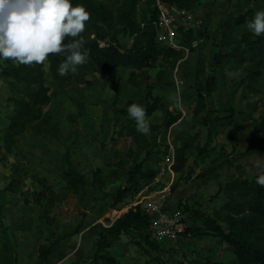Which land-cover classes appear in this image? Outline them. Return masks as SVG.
Here are the masks:
<instances>
[{"label":"rangeland","instance_id":"rangeland-1","mask_svg":"<svg viewBox=\"0 0 264 264\" xmlns=\"http://www.w3.org/2000/svg\"><path fill=\"white\" fill-rule=\"evenodd\" d=\"M96 1L105 4L114 15L125 6L122 0ZM192 7L190 11L203 20L202 29L193 31L192 37L185 39V24L176 18L180 26L175 44L188 53L156 39V51L140 48L139 52H132L131 40L120 34L115 44L109 41L111 51H117L126 66L105 78H101L89 57L76 73L61 82L48 75L45 65L48 99L23 106L24 115L15 127L11 126L10 117L18 109L15 99L20 97L10 92L0 76V188L13 179L20 182L14 193L2 194L5 211L4 231L0 228V264H38V249L52 234L43 221L47 205L37 197L41 185L51 187L58 195L52 211L60 226L57 238L72 233L80 221L83 226L72 242L68 238L52 249L46 264H85L94 254L98 227L109 226L107 220L113 211L121 217L135 207L130 205L137 194L116 206L106 196L114 197L118 190L127 187L128 172L146 153L149 159L144 167L159 171L169 149L188 146L193 151L186 167L175 175L171 193L195 182L199 174L210 176L221 170V184L227 179L260 176L264 154L255 149L264 147V36H254L246 22L253 19L255 12L264 10V0H201ZM152 8L140 0L137 20L148 18ZM240 16L244 19L242 25L237 24ZM246 33L261 38V45L248 51L242 64L224 59L214 68L215 52L226 55L228 44L241 48L240 40ZM194 41L198 45L193 48ZM0 63L6 67L4 61ZM226 70L237 71L238 75L230 79ZM211 76L216 83L206 98L205 112L193 117L198 88ZM148 93L160 99L158 110L149 119L151 133L144 136L135 127L134 138L126 137L127 121L121 112H127L132 103L144 107ZM170 97H175V103ZM168 113L180 119L165 131ZM205 119L215 123L209 135L203 125ZM201 149L205 152L198 155ZM212 149L213 154L207 157V151ZM66 153L86 181V187L75 196L64 191L60 178ZM95 170L100 171L101 186L93 183ZM167 181L165 176L160 181L155 178L140 183L141 188H147L140 197L163 189ZM203 194L208 196L200 204L202 212L211 214L221 202L210 192ZM185 221L191 225V218L186 217ZM145 234L124 232L119 239H110V255L121 264L235 262L232 249L213 235L193 239L177 236L161 245L152 243L156 247L152 250L144 241Z\"/></svg>","mask_w":264,"mask_h":264},{"label":"trees","instance_id":"trees-1","mask_svg":"<svg viewBox=\"0 0 264 264\" xmlns=\"http://www.w3.org/2000/svg\"><path fill=\"white\" fill-rule=\"evenodd\" d=\"M124 1V9L117 15L112 14L102 2L96 0H72V5L82 4L90 13V19L86 22L85 31L81 34L87 41L85 48L89 52V58L94 61L96 70L101 78L107 77L115 72L116 69L126 66L117 51H111L110 45L107 49H99L98 41L107 39L114 44L117 42V36L123 35L128 40H131V51L144 48L149 51H156L155 45V29L154 24L158 16V11L155 6V0H144L152 10L148 11V18L142 21L137 20V4L140 0H122ZM201 0H160L166 5H174L178 9H192L193 5ZM238 25L244 24L242 16L238 17ZM185 39L192 37L194 34L183 32ZM73 38H66L64 43L71 42ZM261 38H256L250 33H246L241 37L240 46L237 44H228L229 53L221 55L219 52L214 54L213 67L217 68L222 64L224 59L242 64L245 61V55L252 48L260 46ZM110 42V41H109ZM185 45V44H184ZM66 59V53L49 54L48 58L42 64L24 65L19 64L16 67L13 61H4L5 66L0 63V76L7 83L10 92L19 95V99H15V103L19 105L15 110V114L10 117L11 126L18 125V120L23 117V106H31L37 100L48 99V88L46 87V75L44 71L47 65L48 75L56 82L68 80L70 73L65 76H60L57 72L58 67ZM216 83V79L211 76L203 87L198 88L196 95V103L193 111V117H198L205 112V101L212 92V88ZM160 99L153 97L150 93L147 94V102L144 108L148 119L158 110ZM121 114L126 117V126L124 130L126 137L134 138L136 124L127 112L122 111ZM180 117H173L169 113L165 116L163 129L167 131L174 125ZM216 121V120H215ZM215 126V123H213ZM213 124L207 119L203 125L206 132L211 133ZM122 137V136H120ZM6 141L9 139L6 136ZM257 153L264 154V147H260ZM11 151L8 150V154ZM205 151L201 149L198 155ZM214 150L207 151V157L212 155ZM193 151L188 146L177 149L174 152L173 171L177 175L187 165L188 158L191 157ZM149 153H146L143 158L128 172L127 187L118 190L116 196H106L111 198L112 206L121 203L128 196H134L143 189L140 183L152 181L156 178L159 171L146 169L144 164L148 161ZM65 166L60 174V178L65 184L64 191L73 196L78 195L80 189L86 187L84 177L76 170L72 159L68 153L65 155ZM213 172V171H212ZM210 172V173H212ZM260 175H264V165L259 170ZM209 174V173H208ZM100 171L95 170L93 173V183L96 186H101ZM207 174H199L195 177V181L204 180ZM258 176L251 179L238 177L220 188L214 198L221 195L224 202L218 209H215L211 214H206L194 207H188L187 203L179 201L177 208L182 209L191 218V225L188 223L184 232L180 235L185 239H193L202 235H213L223 244L228 245L235 257L234 264H264V186L259 185L256 180ZM20 182L11 180L5 188H0V228L4 218L5 207L2 202V194L14 193ZM175 186V185H174ZM173 186V187H174ZM173 187L171 189H173ZM37 197L44 200L47 205V211L43 218L45 226L52 230L49 239L38 249V264H46L48 256L52 248L59 242L75 236L82 227L80 221L75 230L62 238H57L60 226L57 219L52 216V211L55 207V200L58 195L53 192L51 187L41 185V190ZM110 222L109 220H107ZM149 219L141 213L139 208L129 210L128 213L117 218L113 223H109L108 227L99 226L100 234L98 241L95 244V251L91 258L85 264H121L119 260L112 257L109 249L112 243L109 238L117 240L124 232H138L144 234L148 228ZM224 225L225 227H223ZM2 231H4L2 229ZM4 233V232H3ZM144 241L147 246L155 250L154 244L161 245L150 240L145 234ZM154 243V244H152ZM62 264H83L82 262L64 261Z\"/></svg>","mask_w":264,"mask_h":264},{"label":"clouds","instance_id":"clouds-1","mask_svg":"<svg viewBox=\"0 0 264 264\" xmlns=\"http://www.w3.org/2000/svg\"><path fill=\"white\" fill-rule=\"evenodd\" d=\"M90 13L82 4L72 5V0H0V62L31 65L42 64L49 54L66 53V59L57 72L60 76L76 73L78 66L87 62V41L81 35L85 31ZM247 29L256 37L264 36V10L257 11ZM66 38H73L64 43ZM230 79L237 71L226 70ZM175 103V97H170ZM128 115L144 136L151 133L146 109L132 103ZM256 182L264 186V175Z\"/></svg>","mask_w":264,"mask_h":264},{"label":"built area","instance_id":"built-area-1","mask_svg":"<svg viewBox=\"0 0 264 264\" xmlns=\"http://www.w3.org/2000/svg\"><path fill=\"white\" fill-rule=\"evenodd\" d=\"M155 6L158 11L154 24L155 39L160 44L188 53L187 49L175 44V37L179 30L178 26H180V24H177L176 18L182 21V25L185 24L184 31L187 33L190 30L193 32L202 29L203 20L201 15L199 14L200 16L198 17L197 13L187 9H178L174 5L163 4L160 0H155ZM110 45V42L104 39L98 41L97 47L99 49H107ZM197 45L196 41L192 42L193 48ZM173 166L174 151L169 149L167 155L162 159V166L156 176L157 181H160L165 176L168 177L169 180L164 184V188L140 197L143 192L147 191V188H144L137 194L135 202L130 205V208L135 206L132 209L139 208L141 213L149 219L146 234L150 240L158 244H164L167 240L180 236L187 226L185 221V218L188 217L187 213L177 207L173 209L167 208L168 197L171 194L172 182L175 178ZM119 216L120 213L118 211H113L110 220L114 222Z\"/></svg>","mask_w":264,"mask_h":264},{"label":"crops","instance_id":"crops-1","mask_svg":"<svg viewBox=\"0 0 264 264\" xmlns=\"http://www.w3.org/2000/svg\"><path fill=\"white\" fill-rule=\"evenodd\" d=\"M200 14V13H199ZM146 105V104H145ZM154 115V114H153ZM152 115V116H153ZM151 116V117H152ZM150 119V118H149ZM177 123V122H176ZM173 150V149H172ZM174 151V150H173ZM175 152V151H174ZM149 159V158H148ZM146 169H150V168H146ZM221 170L218 171V172H213L210 176H207L204 180H199V181H195V182H191L189 183L187 186H185L184 188H177L173 193L170 194V198L167 202V208L168 209H173L175 207H177V203L179 201H182V200H188V207H194L200 211H203L202 210V207L200 206V204L203 203V201L205 200V196H208V194L204 195L203 192L207 191V192H210V194H212L213 198L214 196L217 194L218 190L220 188H223L226 184H228L229 182H231L232 180H228L227 181H222L223 183L221 184ZM176 175V174H175ZM176 177V176H175ZM175 179V178H174ZM169 180V179H168ZM226 180V179H225ZM175 181L173 180V184H172V187L175 185L174 183ZM172 196V198H171ZM187 197V199H185ZM194 198V199H193ZM218 200L217 201H220L221 204L223 203L224 199L221 195H219L218 197ZM193 201L191 202L190 200ZM216 199V198H215ZM112 201V200H111ZM221 204L219 206H221ZM218 206V207H219ZM215 208V209H218ZM189 217V216H188ZM190 219V217H189ZM110 220V219H109ZM110 223H113V221L110 220ZM83 227V226H82ZM99 229V228H98ZM80 232H78L75 236L79 235ZM83 233V232H82ZM99 234H100V230H99ZM99 234H98V237H99ZM67 235V234H66ZM64 235V236H66ZM62 236V237H64ZM61 237V238H62ZM74 237V236H73ZM81 237V236H80ZM83 238V236H82ZM68 239V238H67ZM69 242H72V237H69ZM111 238H109V241H110ZM66 240V239H65ZM114 240V239H113ZM64 241V240H63ZM62 242V241H61ZM111 242V241H110ZM60 243V242H59ZM57 243V244H59ZM56 244V245H57ZM55 245V246H56ZM54 246V247H55ZM53 247V248H54ZM52 248V249H53ZM52 251V250H51ZM50 251V253H51ZM50 256V254H49ZM48 256V258H49ZM93 256V255H92ZM91 256V257H92ZM70 262H73V261H70Z\"/></svg>","mask_w":264,"mask_h":264}]
</instances>
